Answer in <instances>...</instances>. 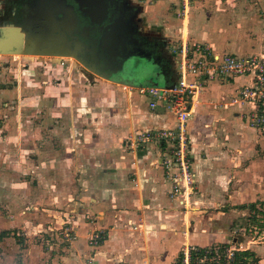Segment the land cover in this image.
<instances>
[{
  "label": "crops",
  "instance_id": "0c3cea01",
  "mask_svg": "<svg viewBox=\"0 0 264 264\" xmlns=\"http://www.w3.org/2000/svg\"><path fill=\"white\" fill-rule=\"evenodd\" d=\"M149 11L156 31H148L161 44L137 55L154 58L149 76L133 72L121 85L59 61L0 65V264H179L185 247L203 251L196 262L232 243L264 254V242L242 248L232 235L243 220L240 232L255 229L250 206L259 211L264 202V137L248 128L250 109L232 104L250 78L203 87L188 122L195 188L184 206L169 198L174 170L162 163L171 148L131 145L137 133L175 127L169 111L151 110L139 92L177 81L173 47L264 55V0H190L185 16L181 0H157ZM36 206L43 218L33 225L37 215L23 210ZM65 226L70 243L62 241ZM99 231L101 245L88 247Z\"/></svg>",
  "mask_w": 264,
  "mask_h": 264
},
{
  "label": "built area",
  "instance_id": "2783aa9c",
  "mask_svg": "<svg viewBox=\"0 0 264 264\" xmlns=\"http://www.w3.org/2000/svg\"><path fill=\"white\" fill-rule=\"evenodd\" d=\"M190 0H181L180 15L185 16ZM172 54L178 60L177 81L165 88L151 86L139 89L141 94L150 98L151 110L163 106L175 119L173 129L149 130L137 133L131 145L135 148L146 143L164 144L171 148V160L162 163L170 173L172 187L169 192L171 200L179 199L184 206L185 195L193 193L195 176L192 171L191 141L188 136V122L193 107L200 103L203 87L210 82L226 81L237 77H247L251 81L242 87L232 104L246 105L250 110L245 115L248 128L264 137V55L238 57L233 54H216L207 46L196 45L191 48H172ZM105 234L95 232L88 240V247L97 248L103 242ZM74 233L70 226L62 231V241L70 243ZM195 247H185L181 252L179 264H199L195 262ZM235 249L220 250L211 248L204 253L200 264H223L232 261ZM210 262V263H207Z\"/></svg>",
  "mask_w": 264,
  "mask_h": 264
},
{
  "label": "flooded vegetation",
  "instance_id": "af4514ba",
  "mask_svg": "<svg viewBox=\"0 0 264 264\" xmlns=\"http://www.w3.org/2000/svg\"><path fill=\"white\" fill-rule=\"evenodd\" d=\"M11 11L13 23L43 36L34 47L39 53L76 56L94 72L118 81L124 79V62L147 55L150 45L154 51L161 47L132 0H20Z\"/></svg>",
  "mask_w": 264,
  "mask_h": 264
},
{
  "label": "rangeland",
  "instance_id": "374dc122",
  "mask_svg": "<svg viewBox=\"0 0 264 264\" xmlns=\"http://www.w3.org/2000/svg\"><path fill=\"white\" fill-rule=\"evenodd\" d=\"M17 1H20V0H17ZM17 1L16 0H0V31H1V29H4L8 25H15V23H13V17L11 15V12H12L11 9ZM132 1L135 2L138 6H140L141 12H142L141 18H142L143 24H145V26H148L147 30H150L152 32L156 31L155 28L149 27L147 19H149L148 14L150 13V11H149L150 7H154L156 5L157 0H132ZM146 9H148V10H146ZM153 11H155V8ZM151 25H152V23H151ZM159 37H163L162 33H161V35H159ZM25 60L59 61L60 63L64 62V63H67L69 65L72 64V65L76 66V69L78 68V70L85 72V74L87 76L93 77V74L89 73V71H87L84 67L79 65L73 58L37 56V55L33 56V55H22V54H0V65L4 64V66L6 65V63L17 64L18 61L24 62ZM124 63H125V65H123V69L121 72L122 76L128 77L133 72L135 74L142 73L143 75H140V76H149L150 73L152 72L151 67L154 66L155 60L152 57L150 59H142V58H140V56L134 55L130 58V60H128ZM124 89L127 90L126 88H124ZM36 186H37V184L34 187H36ZM56 186L58 187V189L63 188L62 185H60V184L56 185ZM7 194L8 193H5V195H7ZM56 196L57 195H55L54 197H56ZM39 198L40 197H38V199ZM1 199L5 202L11 201L10 196L9 197L3 196V197H1ZM0 211L3 212L4 210L0 209ZM23 211L26 213L32 214L33 217H36V215H37V217L34 219L33 225H37V224L42 222L43 211L41 210V208L39 206H36L35 209H32V208L30 209L29 207H27ZM45 214L48 215L49 213H45ZM49 218H54V217L50 216ZM49 218H47V219H49ZM247 225H248L247 221L243 220L241 224L238 223L237 227H235V229H236L235 233L232 234L236 241L239 239L242 240V244H243L242 248L247 247V245H246V243H244V241H251L253 239V242H257V243L258 242H264V218L262 217V215H259L258 223L253 224V227H255V229L250 228L251 232L243 231V230H242V232L239 231L242 229V227L246 228ZM42 228H44V227H42ZM5 234L6 233H2L0 235V237H4ZM238 247H239L238 245H234L232 243L229 245L228 249H235V248L238 249ZM259 253H260V255H259L260 259L258 258L260 260L259 264H264V254H262L261 250H259ZM196 262L200 263L198 260H196ZM207 263H210V262H207ZM204 264H206V263H204Z\"/></svg>",
  "mask_w": 264,
  "mask_h": 264
},
{
  "label": "water",
  "instance_id": "95a60500",
  "mask_svg": "<svg viewBox=\"0 0 264 264\" xmlns=\"http://www.w3.org/2000/svg\"><path fill=\"white\" fill-rule=\"evenodd\" d=\"M53 15L50 16L52 18ZM39 33H42L39 31ZM43 36L37 37L30 35L27 31L23 30L18 25H8L0 31V54H22V55H37V56H51V57H70L77 60L86 70L92 73H96L89 67V65L83 63L76 56L61 55L58 53H39L34 49L37 45L39 46L40 40ZM99 74V73H97ZM105 76L104 74H99ZM124 80V79H122ZM117 83L124 85V81Z\"/></svg>",
  "mask_w": 264,
  "mask_h": 264
},
{
  "label": "trees",
  "instance_id": "16d2710c",
  "mask_svg": "<svg viewBox=\"0 0 264 264\" xmlns=\"http://www.w3.org/2000/svg\"><path fill=\"white\" fill-rule=\"evenodd\" d=\"M259 211L256 208L255 205L250 206L251 212H253L255 215H262L264 218V202H261L259 204ZM259 213V214H258ZM253 217V215H252ZM255 219V218H254ZM254 224L258 223V220H253ZM223 248H226V246H222ZM203 253L202 250H199L197 253L194 254V256H200ZM259 259L256 257L255 253L251 251H238L233 254V259L229 264H259Z\"/></svg>",
  "mask_w": 264,
  "mask_h": 264
}]
</instances>
